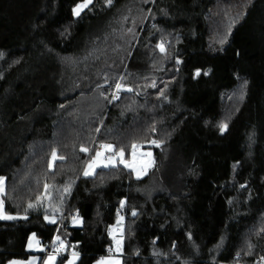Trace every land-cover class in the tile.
Segmentation results:
<instances>
[{"label":"trees","instance_id":"obj_1","mask_svg":"<svg viewBox=\"0 0 264 264\" xmlns=\"http://www.w3.org/2000/svg\"><path fill=\"white\" fill-rule=\"evenodd\" d=\"M82 2L0 0V177L16 217L0 219V264L27 259L31 233L49 252L65 242L56 264L73 251L94 264L119 209L123 264H264V0H93L77 16ZM119 80L133 91L111 100ZM133 143L153 150L144 177L83 175L101 144L128 160Z\"/></svg>","mask_w":264,"mask_h":264},{"label":"snow or ice","instance_id":"obj_2","mask_svg":"<svg viewBox=\"0 0 264 264\" xmlns=\"http://www.w3.org/2000/svg\"><path fill=\"white\" fill-rule=\"evenodd\" d=\"M92 2H93V0H83V2L78 4L76 6V8L73 10L75 15L79 16L80 12L83 9L88 8V6L90 4H92ZM106 2L110 6L113 3V0H106ZM129 31H131V29H129ZM225 42H226V40H222L221 41V43H225ZM158 47H159L161 52L165 51L163 43L158 45ZM0 55H2V54H0ZM196 75L199 76L200 72L197 71ZM205 75H207V73H205ZM120 79H123V78L121 77ZM151 87H156V84L153 82ZM114 88H115V92L113 93V99H118L119 98L118 93L121 90L129 91V92L133 91L132 88H126L121 83H116L114 85ZM161 94H163V93H161ZM226 128H227V125H223L222 126V131L226 130ZM151 143L152 144H157L156 141H151ZM157 146H159V145L157 144ZM99 147H100V149H103V151H96L94 153V155L92 157H90L89 163L86 166V170L83 172L84 176L94 175L96 167H100V166L108 167L109 164H113L114 165L115 157H117V156L119 157L120 162L124 163L125 167H129V168L134 167L133 164H128L127 162L124 161V149L123 148H120L118 151H114L113 146L109 145V144H101ZM140 147H142V145H137L135 143L130 145V148L132 150V156H133L134 160H135V156H136V151ZM80 150L84 151V152H88L89 151V149H87V148H81ZM105 152L112 153V155L105 156ZM144 155L147 156V157H150L151 153L150 152L149 153H145ZM52 158H53V160L57 159V155H56L55 152L52 153ZM59 159H64V158L63 157H59ZM105 161H107L108 163H105ZM150 163H151V161H148V164L145 165V170H146V167L148 165H150ZM3 183H4L3 178H0V194H3ZM47 189H48V185L46 184L45 185V190L47 191ZM63 191L64 192H69L70 191V187H66L65 189H63ZM34 207H36V205H34V204H29L28 205V208H34ZM2 208H3V201H0V210H2ZM131 214L133 216L136 215L135 212H132ZM15 218L16 217L0 215V219H15ZM45 219H48V216H45ZM73 219H74V222H75V218H73ZM122 220H123V217H120V219L117 221V225H120ZM49 222L50 223H56V220L53 218ZM116 230L117 229H113V233ZM119 230L121 231V238L117 239L116 236L113 234V241H114L115 248L114 249L110 248L108 250L109 253H112L113 251H115L116 253H121L122 252V239H123L122 229H119ZM262 231H264V230H262ZM34 238H35V234H33V239ZM56 241L58 242L59 246L56 247L53 252L48 254L47 258L44 261H42V264H56L57 254H59L63 249H65L67 247L65 245L64 241L60 238V236H56ZM36 243L38 244L39 242L37 241ZM29 247L30 248L32 247V242L31 241L29 242ZM71 247H75V246H71ZM251 247L252 246L249 245V254H250ZM78 255L79 254L77 252H75V251L72 252L73 259L78 258ZM237 255H239V254H237ZM261 260H264V257H261ZM12 264H22V262L13 261ZM29 264H35V261L34 260L30 261ZM61 264H63V261H61ZM68 264H73V261L69 260ZM99 264H120V260L119 259H114V258H108V259L101 258V260L99 261Z\"/></svg>","mask_w":264,"mask_h":264},{"label":"crops","instance_id":"obj_3","mask_svg":"<svg viewBox=\"0 0 264 264\" xmlns=\"http://www.w3.org/2000/svg\"><path fill=\"white\" fill-rule=\"evenodd\" d=\"M109 145H112V144H109ZM150 145H151L150 143L142 144V147H147V148H145L146 149V152L145 153H149V152L151 153V156L150 157H147V156L144 155L145 153H142V152H144V149L142 147L138 148V150L136 151L135 160L133 159L132 151H131V157L128 160L125 158V153H124V161L127 162L128 164H133L134 165V167H132V168H129V167H126V168L132 170L133 173H134V176L136 178H142V177H144L149 172V170L151 169V167L153 166V163H154V155H153V150L151 149ZM55 153L57 155V151H55ZM107 155H112V153H108L107 152ZM107 155H105V156H107ZM58 159H59V156L58 155H57V159L56 160H53V158L51 156V160H50V167L51 168H53L54 163ZM148 161H151V163H150V165H148L146 167V170H145V165L148 164ZM105 163H108V162L105 161ZM87 164H86V166H87ZM117 165H122V166L125 167L124 163H121L120 162V159H119L118 156L115 157L114 165L113 164H109L108 167H103V166L96 167L95 168V173H96V171H97L98 168H109V167H115ZM86 166H85L84 171L86 170ZM90 176H93V175H90ZM0 178H3V181H4V183H3V194H0V201H3V195H4L5 189H6V178L4 176H1ZM0 215L15 217V215L6 207L4 201H3V208H2V210H0ZM53 218L55 220L57 219L55 216H50L48 220L50 221ZM73 218H75V222H74V219ZM73 218H72V223L75 226H81L82 225V218L80 216L75 215ZM33 234H35V233H31L29 235V238H28V241H27V245H26V250L30 253V255L40 254L41 255V258H42V255H44L43 258H42V260H44L47 254L53 252L54 249L59 246L58 245V242L56 241V238H55V240L53 241L54 244L52 245L51 252L46 253L45 252L46 245L42 244L41 240L36 236V234H35V238L33 239ZM112 234H116L117 237H119L121 235V234L113 233V232H112ZM30 241L32 242V247L31 248L29 247V242ZM37 241L39 242L38 244L36 243ZM122 254H123V250H122L121 254H116L114 252L113 255H108V256H105L103 258L104 259H108V258L119 259L120 260V264H123V256H122ZM78 257H79V255H78ZM28 258H30V256ZM15 260H17V262H20V259L19 260L18 259H15ZM24 260H26V259H24ZM100 260L101 259L97 260L94 264H99V261Z\"/></svg>","mask_w":264,"mask_h":264},{"label":"rangeland","instance_id":"obj_4","mask_svg":"<svg viewBox=\"0 0 264 264\" xmlns=\"http://www.w3.org/2000/svg\"><path fill=\"white\" fill-rule=\"evenodd\" d=\"M137 15H139V17H140V15L141 14H137ZM138 17V18H139ZM116 20L118 21V22H120V23H122V24H124V23H129V16L126 14V12H121L118 16H117V18H116ZM110 22H112L111 20H110ZM124 35H128L127 33H124ZM117 83H121V81L119 80ZM113 90V89H112ZM143 149H144V152H142V153H145L146 152V149L145 148H147V147H142ZM99 151H103V149H100ZM105 155H107V152H105ZM120 217H123V220L121 221V223H120V225H115V226H113L112 228H111V234H112V232H113V229H117L114 233H118V234H121V231L120 230H118L119 228L120 229H122V234L124 233V221H125V216L124 215H121L120 214ZM113 235V234H112ZM115 236H116V234H114ZM121 236V235H120ZM117 237L116 236V238L117 239H120L121 237ZM114 248H115V246H114ZM113 248V249H114ZM115 251H113V253H114ZM116 253V252H115ZM116 254H121V253H116ZM113 255V254H112ZM47 256H48V254L46 255V257H45V259L47 258ZM44 259V260H45ZM57 259H58V255H57ZM57 259H56V263H57ZM35 261V264H42V261H44V260H42V258H41V255L40 254H36V255H30V258H28V259H26V260H20V262H22V264H29V262L30 261ZM69 260H72L73 261V264H75L76 262H77V260H78V258H75V259H73V257H72V254H70L69 255V257L65 260V262L63 263V264H68V261ZM13 261H17V260H11V261H8L7 263H5V264H12V262ZM236 262V261H235ZM234 262V263H235ZM238 263V262H237ZM222 264H226V263H222Z\"/></svg>","mask_w":264,"mask_h":264},{"label":"built area","instance_id":"obj_5","mask_svg":"<svg viewBox=\"0 0 264 264\" xmlns=\"http://www.w3.org/2000/svg\"><path fill=\"white\" fill-rule=\"evenodd\" d=\"M114 92H115V88H114L113 90H110V91H109V94L111 95V100H114V99H113V93H114ZM118 96L120 97V93H118ZM99 149H100V147H99ZM117 212H118L119 215H120V214L123 215L122 210L119 209ZM119 229H120V228H119ZM119 229H118V230H119ZM49 250H50V248H49V246H47V248L45 249V252L48 253ZM112 254H113V253H109V251H108V255H112ZM233 264H239V263L235 262V263H233Z\"/></svg>","mask_w":264,"mask_h":264},{"label":"water","instance_id":"obj_6","mask_svg":"<svg viewBox=\"0 0 264 264\" xmlns=\"http://www.w3.org/2000/svg\"><path fill=\"white\" fill-rule=\"evenodd\" d=\"M123 205L125 204V201H123V203H122Z\"/></svg>","mask_w":264,"mask_h":264}]
</instances>
